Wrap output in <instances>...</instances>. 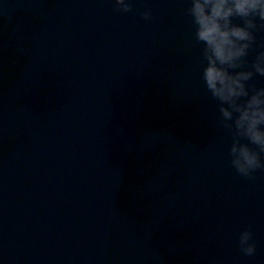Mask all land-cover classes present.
<instances>
[{
  "label": "water",
  "instance_id": "water-1",
  "mask_svg": "<svg viewBox=\"0 0 264 264\" xmlns=\"http://www.w3.org/2000/svg\"><path fill=\"white\" fill-rule=\"evenodd\" d=\"M186 7L0 0V264H264V173L229 165Z\"/></svg>",
  "mask_w": 264,
  "mask_h": 264
},
{
  "label": "clouds",
  "instance_id": "clouds-1",
  "mask_svg": "<svg viewBox=\"0 0 264 264\" xmlns=\"http://www.w3.org/2000/svg\"><path fill=\"white\" fill-rule=\"evenodd\" d=\"M121 14L133 0H111ZM193 37L200 45V80L204 91L218 105L219 123L231 136L227 151L230 167L249 181L264 173V87L250 81L264 77V43L256 33L264 31V0H186ZM152 15L151 6L143 9ZM238 20L239 23L234 21ZM255 55L251 62L248 56ZM238 250L251 257L256 251L252 233L239 232Z\"/></svg>",
  "mask_w": 264,
  "mask_h": 264
}]
</instances>
